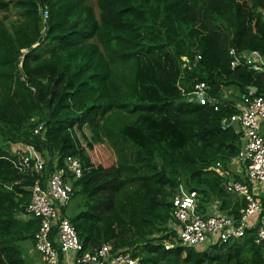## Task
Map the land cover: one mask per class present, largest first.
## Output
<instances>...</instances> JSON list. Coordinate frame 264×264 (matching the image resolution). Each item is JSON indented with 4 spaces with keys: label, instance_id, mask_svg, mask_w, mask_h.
Returning <instances> with one entry per match:
<instances>
[{
    "label": "trees",
    "instance_id": "1",
    "mask_svg": "<svg viewBox=\"0 0 264 264\" xmlns=\"http://www.w3.org/2000/svg\"><path fill=\"white\" fill-rule=\"evenodd\" d=\"M97 3L99 15L89 0H0V264H36L25 246L35 248L40 220L25 212L38 176L14 165L17 143L50 154L45 177L57 156L60 167L68 156L81 160L71 199L81 197L83 208L64 212L83 253L111 243L137 264H264L258 228L208 248L165 246L177 237L173 197L181 187L198 193L204 213L219 201L238 216L246 203L226 186L229 178L248 182L234 171L241 134L222 128L238 110L216 111L185 93L205 81L226 101L254 89L264 96V73L233 68L229 55L232 47L264 54V0ZM10 12L19 18L10 21ZM41 123L46 131L37 135Z\"/></svg>",
    "mask_w": 264,
    "mask_h": 264
},
{
    "label": "built area",
    "instance_id": "2",
    "mask_svg": "<svg viewBox=\"0 0 264 264\" xmlns=\"http://www.w3.org/2000/svg\"><path fill=\"white\" fill-rule=\"evenodd\" d=\"M41 14L45 32L50 16L47 5L41 6ZM229 55L233 68L242 65L249 70L264 73V54L259 51L238 53L232 47ZM23 58L24 55L21 59ZM22 65L21 61L19 67L22 68ZM190 94L202 105H213L216 111L221 106L235 107L238 110L223 119L222 128L235 129L241 134L242 146L235 164L237 171L247 177L248 182L229 178L226 186L237 196L244 198L246 203L238 216L222 212L218 201L210 203L208 213H204L199 210L198 193L181 187L173 197L172 228L176 230L177 237L174 239L175 243L168 241L165 246L167 249L175 244L208 248L241 238L252 228H258L256 243L260 244L264 241V96L238 92L233 100L226 101L213 96L205 81H197ZM45 131L46 126L41 123L34 133L44 135ZM20 145L21 149L12 158L14 165L22 174L38 176L31 187V201L26 207L25 216L40 220L35 250L45 260V264H137L138 259L130 251L115 250L111 243L103 244L94 253H83V242L64 212L71 201L74 182L84 173L81 160L68 156L64 166L60 167L57 156L55 169L45 177L50 154H44L34 146L24 143Z\"/></svg>",
    "mask_w": 264,
    "mask_h": 264
},
{
    "label": "rangeland",
    "instance_id": "3",
    "mask_svg": "<svg viewBox=\"0 0 264 264\" xmlns=\"http://www.w3.org/2000/svg\"><path fill=\"white\" fill-rule=\"evenodd\" d=\"M89 2L95 7V9H96V13H97V15H99V9H98V3H97V0H89ZM3 16H5V13L4 12H0V17H3ZM19 18V14L17 13V12H10V21H12V20H16V19H18ZM44 46H41L40 47V49H39V51L42 53L41 55H46V51L44 50V48H43ZM180 89L182 90V92H184L183 91V88L182 87H180ZM231 91L233 92V90H231V89H225V93H224V96H227V97H229L230 95H231ZM185 93V92H184ZM186 95H187V97L189 98V100L191 99V100H193V97H192V94H187V93H185ZM18 144V143H17ZM0 145H6L5 144V141H4V139H3V137H1L0 136ZM19 145V147H22L21 145H20V143L18 144ZM16 147V146H15ZM19 147H18V150H19ZM110 161L112 160V158H110L109 159ZM104 164L105 165H108L109 164V162L107 161V160H104ZM238 168H234V171H236ZM230 191V190H229ZM233 195H234V198L236 199L238 196L235 194V193H233L232 191H230ZM79 201V203H78V205L79 204H81L82 202V198L81 197H77V198H75V199H71V201H70V203H69V207H68V211H67V213H68V215L69 216H73V215H75V214H77L78 212H79V210H80V208H83V207H78V205H77V202ZM219 202V201H218ZM220 203V202H219ZM210 212V211H209ZM26 256L28 257V258H31L32 260H34V262L36 263V264H45V260L39 255V253L35 250V248H34V245L32 244V242H28V243H26Z\"/></svg>",
    "mask_w": 264,
    "mask_h": 264
},
{
    "label": "crops",
    "instance_id": "4",
    "mask_svg": "<svg viewBox=\"0 0 264 264\" xmlns=\"http://www.w3.org/2000/svg\"><path fill=\"white\" fill-rule=\"evenodd\" d=\"M262 132H263V134H264V125H263V129H262ZM16 146V147H15ZM18 147H19V145L18 144H13L12 146H11V151H12V154L14 155V153H16L17 151H18ZM19 149H21V147H19ZM240 196H238L237 198H239ZM263 198H264V196H263ZM264 200V199H263Z\"/></svg>",
    "mask_w": 264,
    "mask_h": 264
},
{
    "label": "water",
    "instance_id": "5",
    "mask_svg": "<svg viewBox=\"0 0 264 264\" xmlns=\"http://www.w3.org/2000/svg\"><path fill=\"white\" fill-rule=\"evenodd\" d=\"M255 91H256V89H254L253 91H252V93L254 94L255 93ZM225 186V185H224Z\"/></svg>",
    "mask_w": 264,
    "mask_h": 264
}]
</instances>
